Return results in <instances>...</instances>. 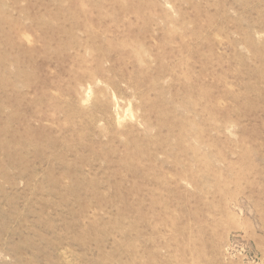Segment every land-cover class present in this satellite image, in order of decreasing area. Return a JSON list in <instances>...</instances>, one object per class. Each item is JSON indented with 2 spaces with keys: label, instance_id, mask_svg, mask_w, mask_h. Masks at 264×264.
<instances>
[{
  "label": "rangeland",
  "instance_id": "1",
  "mask_svg": "<svg viewBox=\"0 0 264 264\" xmlns=\"http://www.w3.org/2000/svg\"><path fill=\"white\" fill-rule=\"evenodd\" d=\"M264 264V0H0V264Z\"/></svg>",
  "mask_w": 264,
  "mask_h": 264
},
{
  "label": "bare ground",
  "instance_id": "2",
  "mask_svg": "<svg viewBox=\"0 0 264 264\" xmlns=\"http://www.w3.org/2000/svg\"><path fill=\"white\" fill-rule=\"evenodd\" d=\"M183 264H189V263H183Z\"/></svg>",
  "mask_w": 264,
  "mask_h": 264
}]
</instances>
